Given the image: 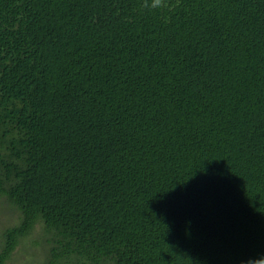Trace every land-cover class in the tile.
Listing matches in <instances>:
<instances>
[{
    "label": "trees",
    "instance_id": "16d2710c",
    "mask_svg": "<svg viewBox=\"0 0 264 264\" xmlns=\"http://www.w3.org/2000/svg\"><path fill=\"white\" fill-rule=\"evenodd\" d=\"M0 200V264L264 254V0H0Z\"/></svg>",
    "mask_w": 264,
    "mask_h": 264
},
{
    "label": "rangeland",
    "instance_id": "374dc122",
    "mask_svg": "<svg viewBox=\"0 0 264 264\" xmlns=\"http://www.w3.org/2000/svg\"><path fill=\"white\" fill-rule=\"evenodd\" d=\"M19 220L20 214L12 212L6 202L0 200V248L3 243V232L18 225ZM42 236V227L38 225L30 235L21 240L8 264H47L45 261L47 251L39 244Z\"/></svg>",
    "mask_w": 264,
    "mask_h": 264
},
{
    "label": "clouds",
    "instance_id": "9594fccd",
    "mask_svg": "<svg viewBox=\"0 0 264 264\" xmlns=\"http://www.w3.org/2000/svg\"><path fill=\"white\" fill-rule=\"evenodd\" d=\"M144 6L152 9L160 8L165 6V0H144ZM243 264H264V254H261L257 257H250Z\"/></svg>",
    "mask_w": 264,
    "mask_h": 264
}]
</instances>
